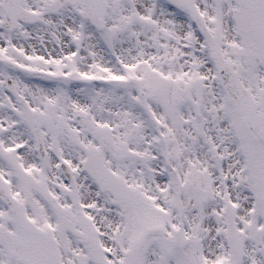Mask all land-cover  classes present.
I'll return each mask as SVG.
<instances>
[{
  "label": "snow or ice",
  "instance_id": "obj_1",
  "mask_svg": "<svg viewBox=\"0 0 264 264\" xmlns=\"http://www.w3.org/2000/svg\"><path fill=\"white\" fill-rule=\"evenodd\" d=\"M0 264H264V0H0Z\"/></svg>",
  "mask_w": 264,
  "mask_h": 264
}]
</instances>
